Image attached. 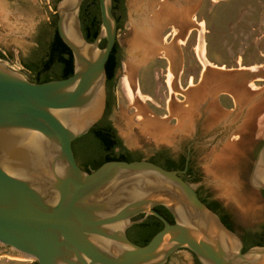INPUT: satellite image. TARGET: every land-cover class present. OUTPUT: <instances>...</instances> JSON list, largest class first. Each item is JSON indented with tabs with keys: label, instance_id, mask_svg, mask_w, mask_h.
<instances>
[{
	"label": "water",
	"instance_id": "95a60500",
	"mask_svg": "<svg viewBox=\"0 0 264 264\" xmlns=\"http://www.w3.org/2000/svg\"><path fill=\"white\" fill-rule=\"evenodd\" d=\"M84 2L56 5L59 37L74 58L71 77L35 83L0 62V245L37 264H166L182 249L200 264H264V246L244 251L241 237L181 176L185 171L146 160L110 161L92 172L79 166L73 143L104 118L106 64L118 32L113 0H99L100 31L87 41ZM252 184L264 192V139ZM150 216L162 230L135 244L127 230Z\"/></svg>",
	"mask_w": 264,
	"mask_h": 264
},
{
	"label": "rangeland",
	"instance_id": "374dc122",
	"mask_svg": "<svg viewBox=\"0 0 264 264\" xmlns=\"http://www.w3.org/2000/svg\"><path fill=\"white\" fill-rule=\"evenodd\" d=\"M56 1L0 0V62L35 77L22 61L46 51ZM116 14L121 63L107 119L124 146L148 161L194 140V186L220 202L237 232L264 227V192L252 184L264 139V0H123ZM138 23L153 38L143 48L134 45ZM39 26L48 32L40 40ZM0 264L37 261L0 245ZM168 264L199 262L182 249Z\"/></svg>",
	"mask_w": 264,
	"mask_h": 264
},
{
	"label": "trees",
	"instance_id": "16d2710c",
	"mask_svg": "<svg viewBox=\"0 0 264 264\" xmlns=\"http://www.w3.org/2000/svg\"><path fill=\"white\" fill-rule=\"evenodd\" d=\"M59 1L60 0H57L56 4ZM120 7L123 8V0H113V12L117 19L118 30L123 26V19L116 15V11ZM80 20H81V26H82V30H83L85 38L87 39V41L93 42L95 38L97 37V35L99 34L100 26H101V13H100V7H99V0H86L84 2L81 8V12H80ZM101 46L102 47L105 46V45L103 46V42L101 43ZM0 58L2 59L5 58L2 53H0ZM120 63H121V53L116 43L110 55V58L106 64L108 98H107V108H106L104 118L102 119L101 122H99L96 126H94L87 135L77 139L73 143V150H74L75 157L78 158V160L82 163V166L86 170L90 166V163H85L83 161V158L94 160V161L100 160V162L94 169L96 170L100 166H102L104 163L110 162V161L132 162L131 160L127 161L125 158L127 156H132V157L135 156L134 154L127 153L125 149H122L123 151L121 152L115 151V149L120 144L122 145V142L121 141L118 142L113 137L112 132L115 133V131L113 130L112 126H110V123L108 122V119H107L108 114L111 110V107L114 103L113 90L116 84V72L120 68ZM42 68L45 71L49 69H57L58 71H60L58 78L55 80L69 78L74 73L73 54L71 50L61 40L57 30L55 32L53 41L49 49V53L47 55V58ZM48 81H51V80L41 79V78H38V76H35V83H45ZM153 159L154 160L150 162H153L155 164H158L159 162H161L158 156ZM173 168H177V166L175 167L173 166ZM173 168L171 166V168L167 170H173ZM161 209L165 211V214L161 211ZM211 209L213 210V208ZM155 210L159 214L164 216L169 223L171 224L174 223L172 215L169 213V211L166 208L157 207L155 208ZM159 224H161V228L157 232H154L155 234H157L163 228L162 223L159 222ZM154 233L152 234V237L155 235ZM244 244H245L244 251L254 246H264V242L252 244L246 240H244Z\"/></svg>",
	"mask_w": 264,
	"mask_h": 264
},
{
	"label": "flooded vegetation",
	"instance_id": "af4514ba",
	"mask_svg": "<svg viewBox=\"0 0 264 264\" xmlns=\"http://www.w3.org/2000/svg\"><path fill=\"white\" fill-rule=\"evenodd\" d=\"M10 2H13V0H9ZM86 1V0H85ZM117 15V14H116ZM42 27L39 26L38 27V38L41 39L42 36L44 34H47L45 32V30L41 29ZM57 30V22H56V26L53 30V33L55 35V32ZM106 45V41H103V46ZM28 65L33 69V72L35 74V76H38V78L41 79H49V80H55L58 78L59 76V72L57 69H49L47 71L43 70V66L41 65V62H31L28 63ZM32 82H35L32 81ZM109 122V121H108ZM110 123V126H112L113 130L115 131L112 132L113 137L119 142L122 140L120 139V137L118 136L115 128L113 127L112 123ZM120 144V143H119ZM194 144L195 141H191L190 143L187 144V147L184 151H179L177 153L173 152L170 149H160L157 151L156 157L158 156V158L160 159L161 162H159L158 164L166 169L173 168V166H177V168H173V170H177V171H185V173L181 174V176L187 180L188 182H190L191 184H195L198 183L199 181V173L198 171L195 169L194 166ZM121 145V144H120ZM118 146L115 151L116 152H121L123 151L122 149H125L127 151V153H131L134 154L135 156H127L125 159L131 160V161H137V160H144V158H142L140 156V154L138 152H133L131 150H129L128 148H126L122 142L121 146ZM137 155V156H136ZM77 162L79 164V166L88 172H92L94 171L95 167L98 165V163L100 162V160L94 161V160H90V166L88 167V169L86 170L83 166L82 163L78 160V158L76 157ZM154 159H149L148 161H153ZM196 191L198 193V196L200 197L201 200H203V202H205V204L211 208H213V210L219 214V216L221 217V219L225 222L226 226L228 228H230L231 230H233L234 232H236L241 239L248 241L249 243L252 244H257V243H263L264 242V227H262L261 229L258 230H244L243 232H237L233 225H232V218L230 216V214L225 211V209L223 208V206L220 204L219 201L213 199L210 195H205L203 194L202 190L200 188H196ZM160 208H162L161 206H159ZM161 211L165 214V211L163 209H161ZM144 219V215H140L137 216L133 219V221H139ZM174 220V219H173ZM162 223L160 220H158L157 218L150 216L148 218H146L144 221H142L139 224H134L133 226H131L128 230H127V236L128 238L134 242L135 244H138L140 246H144L146 245L152 237V234L154 232H157L160 228H161V224ZM163 225V223H162ZM155 234V233H154ZM244 249H245V244H244ZM170 260V259H169ZM198 260V259H197ZM169 262V261H168ZM168 262L166 264H168ZM199 262V261H198ZM200 264V263H199Z\"/></svg>",
	"mask_w": 264,
	"mask_h": 264
},
{
	"label": "crops",
	"instance_id": "0c3cea01",
	"mask_svg": "<svg viewBox=\"0 0 264 264\" xmlns=\"http://www.w3.org/2000/svg\"><path fill=\"white\" fill-rule=\"evenodd\" d=\"M4 3H6V4H11V2L9 1V0H2ZM53 38H54V33L51 31V32H49V35H48V37H47V39H46V42H47V48H46V51H43V52H39V50L38 49H36V52H35V56H32L34 59H33V61L34 62H41V65L43 66V64H44V62H45V60H46V58H47V55H48V53H49V49H50V46H51V43H52V41H53ZM37 39H39L38 37H37ZM40 40V39H39ZM36 47H38V44L36 43ZM5 57V56H4ZM5 59V58H4ZM32 59V58H31ZM32 61V62H33ZM22 64H23V66L27 69V71L29 72V73H33L34 74V72H33V69L28 65V62L27 61H25V60H23L22 61ZM35 75V74H34Z\"/></svg>",
	"mask_w": 264,
	"mask_h": 264
},
{
	"label": "bare ground",
	"instance_id": "6f19581e",
	"mask_svg": "<svg viewBox=\"0 0 264 264\" xmlns=\"http://www.w3.org/2000/svg\"><path fill=\"white\" fill-rule=\"evenodd\" d=\"M141 21V20H140ZM155 22V21H154ZM142 23V22H141ZM141 23H138V27H139V31H142V32H140V35H141V33H142V35L140 36V38L139 39H136V40H138L137 41V44H134V45H137V46H140V47H142V45H143V43H149L148 41H150V40H152L153 41V38L151 39V36H149V29H150V27L149 26H147V27H145L144 25H142ZM146 24H147V22H146ZM152 24V23H151ZM150 26H152V25H150ZM67 31H68V34H69V36L72 38V34H73V31H72V24H71V20H70V22H69V24H68V27H67ZM152 31V30H151ZM153 33H155V31L153 32ZM139 35V34H138ZM135 40V41H136ZM134 41V42H135ZM155 42H156V40H154ZM136 43V42H135ZM151 43V42H150ZM152 44H154L153 42H152ZM152 44H150V45H152ZM146 47H147V51L148 52H150V50H151V52H154L153 51V48H155L153 45H152V49H150V50H148V46H149V44H146L145 45ZM144 46V47H145ZM139 48V47H138ZM143 48V47H142ZM150 48V47H149ZM157 49V48H156ZM139 50V49H138ZM150 52V53H151ZM139 53V52H138ZM145 56H146V54H145ZM130 67V66H129Z\"/></svg>",
	"mask_w": 264,
	"mask_h": 264
}]
</instances>
